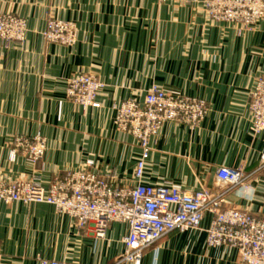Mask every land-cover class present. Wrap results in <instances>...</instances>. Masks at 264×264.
Wrapping results in <instances>:
<instances>
[{
    "label": "crops",
    "instance_id": "crops-1",
    "mask_svg": "<svg viewBox=\"0 0 264 264\" xmlns=\"http://www.w3.org/2000/svg\"><path fill=\"white\" fill-rule=\"evenodd\" d=\"M203 0H0V13L26 21L23 42L0 39V182L38 178L47 186L68 170L114 171L134 184L141 149L114 124L113 106L142 101L155 84L175 95L204 100L200 123L168 121L151 140L143 183L170 182L183 191L222 195L220 210L264 217V132L250 130L251 92L264 76V16L251 30L214 23ZM74 23L70 46L48 43V18ZM96 72L103 83L98 107L83 108L66 96L69 78ZM45 138L41 160L9 161L14 136ZM239 168L245 186L216 180L219 167ZM205 212L200 228L166 233L142 250L140 264H242L238 252L208 247ZM124 222H112L104 237L94 225L79 227L46 203L0 201V264H122ZM131 264V263H128Z\"/></svg>",
    "mask_w": 264,
    "mask_h": 264
},
{
    "label": "built area",
    "instance_id": "built-area-1",
    "mask_svg": "<svg viewBox=\"0 0 264 264\" xmlns=\"http://www.w3.org/2000/svg\"><path fill=\"white\" fill-rule=\"evenodd\" d=\"M205 17L214 23H229L239 31L251 30L264 16V0H204ZM26 21L13 13H0V39L5 45L23 41ZM42 35L47 41L72 44L76 28L72 22L49 18ZM67 95L77 105L98 107L96 101L103 83L93 73L79 74L66 82ZM114 124L128 132L141 149L133 178L134 184L119 180L114 171L102 173L90 169L92 161L83 169L68 170L54 176L47 186L39 180H15L0 185V201L46 203L58 213L67 214L79 227L94 225V234L102 238L114 221L128 225L124 238V252L119 262L140 264L142 250L168 232L197 230L205 212L214 215L205 229L206 245L225 246L238 252L242 264H264V217H256L238 209L220 210L221 194L206 189L183 191L170 182L150 185L143 183L146 159L151 140L168 121L197 126L206 112L204 100L175 95L153 84L144 99H128L113 106ZM250 130L264 132V76L257 79L249 103ZM20 150V151H19ZM45 150L43 138L14 139L10 152L14 160L22 154L31 163L38 162ZM264 168V155L261 156ZM242 169L219 167L216 180L229 187L245 186ZM1 258V247H0ZM40 264H64L56 260H41Z\"/></svg>",
    "mask_w": 264,
    "mask_h": 264
},
{
    "label": "rangeland",
    "instance_id": "rangeland-1",
    "mask_svg": "<svg viewBox=\"0 0 264 264\" xmlns=\"http://www.w3.org/2000/svg\"><path fill=\"white\" fill-rule=\"evenodd\" d=\"M203 3H204V0H203ZM50 18H54V17H50ZM49 19V18H48ZM54 19H56V18H54ZM57 20H59V19H57ZM74 24V23H73ZM43 38H44V36H43ZM25 39V38H24ZM45 39V38H44ZM24 41V40H23ZM23 41H15V42H23ZM45 41L46 42H48V43H55V42H51V41H47L46 39H45ZM76 41V40H75ZM75 43V42H74ZM74 43H72V44H74ZM55 44H59V43H55ZM72 44H63V46H70V45H72ZM60 45H62V44H60ZM87 73H93V74H95L96 76H97V78H98V75L96 74V72H86V73H84V74H87ZM68 93H67V87H66V96H67V99L69 100V101H71L73 104H75L69 97H68V95H67ZM77 105V104H76ZM79 106V105H78ZM37 135V134H36ZM40 135V134H39ZM35 136V135H34ZM34 136H31V137H34ZM41 136V135H40ZM17 137H22V138H24V139H27V138H31V137H29V136H25V135H17V136H14L12 139H11V141H10V143H9V152H8V157H9V161L10 162H14L15 160H16V158L18 157V156H22V157H24L22 154H17V157L14 159V160H12L11 159V156H10V152L12 151V149H14V139L15 138H17ZM42 137V136H41ZM43 138V137H42ZM43 140H44V142H45V138H43ZM46 147V146H45ZM20 151V150H19ZM44 152H45V150H44ZM44 155V154H43ZM43 157V156H42ZM26 160H28L26 157H24ZM41 160V159H40ZM29 161V160H28ZM30 162V161H29ZM37 163V162H36ZM33 179H37L36 177L35 178H30V179H22V178H15V179H13V180H10V181H6V182H0V185L1 184H11V182H13V181H15V180H33ZM6 204H9V203H6ZM209 247V246H208ZM217 247H219V246H217Z\"/></svg>",
    "mask_w": 264,
    "mask_h": 264
}]
</instances>
